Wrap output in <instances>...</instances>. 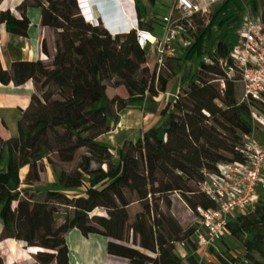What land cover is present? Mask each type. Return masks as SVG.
<instances>
[{
	"label": "trees",
	"instance_id": "trees-1",
	"mask_svg": "<svg viewBox=\"0 0 264 264\" xmlns=\"http://www.w3.org/2000/svg\"><path fill=\"white\" fill-rule=\"evenodd\" d=\"M158 1L135 0L141 30L161 26L163 16L150 14ZM1 6L2 0L0 38L2 26L27 38L28 10L38 9L55 53L50 57L43 40L48 62L23 61L11 44L6 51L15 61L4 68L0 58V84L34 85L19 136L0 137V242H24L36 252L35 264H70L67 235L77 229L84 237L107 239V253L129 264H206L195 227L184 228L172 214V197L193 213L215 208L199 183L219 162L242 160L243 135L252 131L249 106L238 97L237 80L224 71L238 43L240 1L223 0L196 15L193 47L160 73L135 31L113 37L86 21L78 0H23L16 7L19 17ZM214 29L221 30L219 38L203 51ZM188 60L195 69L187 72ZM182 72V86L161 111L159 126L116 149L101 140L116 129L121 112L166 92ZM119 87L127 97L112 95ZM48 166L52 183L46 180ZM263 194L252 211L227 222L226 237L240 241L245 254L241 259L216 252L222 264H264ZM98 209L104 214L93 215Z\"/></svg>",
	"mask_w": 264,
	"mask_h": 264
},
{
	"label": "built area",
	"instance_id": "built-area-1",
	"mask_svg": "<svg viewBox=\"0 0 264 264\" xmlns=\"http://www.w3.org/2000/svg\"><path fill=\"white\" fill-rule=\"evenodd\" d=\"M105 5L114 3L115 16L125 19L135 31L138 44L147 50L149 61H153L157 72L167 68V62L178 54V44L196 31L193 18L209 12V6H200L192 0H174L169 13L162 17L161 36L140 29L135 0H100ZM86 19V18H85ZM96 27L105 28L113 37L104 19L92 11L89 21ZM238 43L231 54L232 66L224 71L229 79L237 80L241 86L242 103L249 106L252 131L243 135L239 148L241 161H221L215 173H205V180L199 183L200 190L216 205L215 208L199 207L195 212L197 227L195 238L198 253L209 264L208 253L226 237V224L230 218L254 208L261 193H264V10L255 18L246 7L237 31ZM205 62H209L204 57ZM159 96L176 95L161 92ZM121 126L117 124L116 129ZM1 233V230H0Z\"/></svg>",
	"mask_w": 264,
	"mask_h": 264
},
{
	"label": "crops",
	"instance_id": "crops-1",
	"mask_svg": "<svg viewBox=\"0 0 264 264\" xmlns=\"http://www.w3.org/2000/svg\"><path fill=\"white\" fill-rule=\"evenodd\" d=\"M22 1L23 0H2L1 9H10L19 17L20 14L17 12L16 7L20 5ZM221 1L223 0H192V2L200 6H209L210 9L213 5ZM78 3L83 16L88 21L92 11L98 13L97 5L99 2L97 0H78ZM173 3L174 0H159L156 6L150 9V14L155 11L159 14V17L165 16L169 13ZM110 5L111 3L103 5L106 25L112 32L119 34L128 33L127 31L130 26L125 19L107 13V6L109 7ZM86 7L87 10L85 11L84 8ZM28 14L31 20V26L27 38L10 35L5 31L4 26L1 27L0 42L2 46L5 47L3 53L5 62H1L4 68H8L16 59L12 58L6 51L9 44L21 51L20 59L23 61L33 62L41 60L48 62L50 57L55 53L52 32L49 28L41 26L40 11L38 9H29ZM153 33L157 36H161V26L153 31ZM43 40L47 42L50 57L42 51L41 46ZM170 86L171 82L169 83L167 91L175 95ZM33 93L34 85L32 82H27L22 86L0 84V137L4 140L15 136L16 122L20 121L22 118L23 112L28 107ZM152 99L154 100L152 101L154 105L151 110L152 113L149 114L148 118L145 117L144 111L142 113L140 111L144 105L129 107L120 114L119 122H122V127L104 135L101 140L110 138L111 140L108 139V144L116 149L126 142L138 140L145 132L159 126L163 121L161 111L170 103L171 97L158 95L157 97H152ZM11 123L14 124V128L11 127ZM143 125L147 126L146 131L142 129ZM26 171V169L23 170L24 173H26ZM47 171L49 173V182H54L55 176H53L49 168H47ZM50 175L53 177H50ZM0 226L3 227L1 220ZM68 235L73 238L71 240V246L69 244L70 264H129L126 260L110 256L107 253V239L103 237L97 235L84 237L77 229L70 231ZM68 235L67 237H69ZM25 247L26 244L24 242L13 239H6L0 242V257L4 264H35L33 255L36 252L33 253L28 249L26 250Z\"/></svg>",
	"mask_w": 264,
	"mask_h": 264
},
{
	"label": "rangeland",
	"instance_id": "rangeland-1",
	"mask_svg": "<svg viewBox=\"0 0 264 264\" xmlns=\"http://www.w3.org/2000/svg\"><path fill=\"white\" fill-rule=\"evenodd\" d=\"M97 1L99 2L100 0H97ZM239 1L241 3V11H240V14H239L240 18H242L243 12L246 9V7L250 10L251 14L255 18H259L260 17V12L264 10V0H239ZM245 1H248V2H245ZM96 3H94V4H96ZM84 10L86 11L87 7L84 8ZM220 33H221V30H218V29H214L212 32H210L208 34V36H207V42H208L207 44L208 45H205L204 48H202V50L203 49L205 50V48L206 49L207 48L211 49L212 47H214L216 41L219 38ZM184 40H185V42L182 45L178 44V56H182V54H184L186 51L191 50V48L194 45L193 36L185 37ZM4 49H5V47L2 46V44L0 42V57L2 59L1 61H3V62H5V58H4V55H3ZM152 63H153V61H152ZM174 65H175V63L173 64V66ZM192 69H195V64L193 63V60L192 61L188 60L187 63H186V70L188 72L189 70H192ZM182 75H183V72L178 74L177 76L173 77V79L170 81L171 82V86L170 87L172 88V92L175 95L179 92V90H180V88L182 86ZM237 91H238L237 92L238 93V97H241V86L238 85V90ZM110 92L112 93V95H113V93L114 94L117 93V94L121 95L122 97H127L126 90L123 87H119L117 90L111 89ZM152 101H154L152 99V97L148 96L147 100H146V103L140 109L141 113L144 111V114L146 115L145 117H147V118L149 117V114L152 113L151 110H152V107L154 105ZM119 123H121V126L119 128H117V129H120L122 127V122H119ZM18 124H19V121L16 122V132H15V136L12 137V138H17L19 136ZM11 127L14 128V124L13 123H11ZM142 129H144L146 131L147 130V126L143 125ZM108 139L111 140L110 138H107V139L104 138L102 141L108 144L109 143ZM70 167H72V165ZM47 168H49L50 171L52 172L53 176H55L52 168L50 166H48ZM53 176L50 175V177H53ZM51 179H53V178H51ZM46 180L47 181L50 180L48 171H47V174H46ZM172 199H173L172 214L176 217V219L180 222V224L184 228H188L190 226L197 227L198 226L197 225V217H196L195 213H193V211L187 206V204L183 200H181L179 197H177V196H173ZM263 200H264V194H263ZM248 211H252V210L248 209ZM103 214H104V211L98 209V210H96L94 212L93 215H103ZM1 229H2V227L0 226V230ZM72 239L73 238L71 236L67 237V244H68V249L69 250H70L69 244L71 246V240ZM177 252L182 258H185L186 251H185V249H184V247L182 245H178L177 246ZM216 252L227 253L228 255H230L233 258H241V259L244 257V254H245L241 242L236 240V239L230 238V237H225L224 242H221V243L217 244L215 251H210L208 253V256L210 257V259L212 261L211 264H222V262L216 256ZM199 256H200V260L202 262H204L206 264H209L207 262V260L203 257L202 254H199Z\"/></svg>",
	"mask_w": 264,
	"mask_h": 264
},
{
	"label": "water",
	"instance_id": "water-1",
	"mask_svg": "<svg viewBox=\"0 0 264 264\" xmlns=\"http://www.w3.org/2000/svg\"><path fill=\"white\" fill-rule=\"evenodd\" d=\"M116 12L117 8L114 6V3H112L109 7L107 6V13H111L114 16Z\"/></svg>",
	"mask_w": 264,
	"mask_h": 264
},
{
	"label": "bare ground",
	"instance_id": "bare-ground-1",
	"mask_svg": "<svg viewBox=\"0 0 264 264\" xmlns=\"http://www.w3.org/2000/svg\"><path fill=\"white\" fill-rule=\"evenodd\" d=\"M97 9H98V13H99V15L104 19V21H105V14H104V11H103V4L101 3H99L98 5H97Z\"/></svg>",
	"mask_w": 264,
	"mask_h": 264
}]
</instances>
